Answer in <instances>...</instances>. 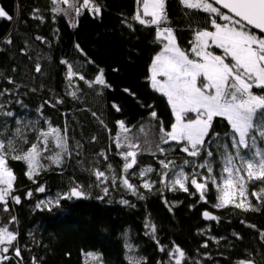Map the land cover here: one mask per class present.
Wrapping results in <instances>:
<instances>
[{
	"label": "trees",
	"instance_id": "obj_1",
	"mask_svg": "<svg viewBox=\"0 0 264 264\" xmlns=\"http://www.w3.org/2000/svg\"><path fill=\"white\" fill-rule=\"evenodd\" d=\"M76 1L82 5V0ZM92 2L100 13L83 9L77 17L74 11L71 23L63 11L54 10L59 7L53 0H0V7L13 17L0 18V139L6 144L12 139L26 151L51 127L67 137L59 166L50 157L62 150L49 137L40 160L43 168L35 177L38 183L26 177L25 162L8 161L17 177L13 195L20 196L21 203L9 199L8 211L0 204V226L17 234L6 254L11 259L4 264H175L172 253L177 246L185 252L181 264H264V202L252 195L264 188V181L247 182L251 203L259 211L213 207L219 202L225 158L237 153L228 121L213 120L198 157L183 152V144L162 143L160 124L170 130L175 117L166 97L151 87V64L163 48L156 40L157 26L133 19L137 0ZM165 10L167 22L159 27H171L186 52L197 31L214 30V14L189 8L182 0H165ZM101 73L104 84L96 83ZM117 137L124 147L116 146ZM129 142L139 144L140 150L136 165L125 172L121 153L130 150ZM161 160L172 163L165 169ZM205 161L211 172L198 166ZM149 167L152 170L145 172ZM97 170L105 172L106 182L96 180ZM181 170L188 177V192L179 186L173 190ZM206 177L207 202L190 183ZM124 178L135 191L124 186ZM145 182L150 190L143 187ZM77 184L88 198L36 206ZM41 185L44 193L36 191ZM29 190L31 199L26 197ZM204 211L219 220H206ZM14 248H19L20 257Z\"/></svg>",
	"mask_w": 264,
	"mask_h": 264
},
{
	"label": "snow or ice",
	"instance_id": "obj_2",
	"mask_svg": "<svg viewBox=\"0 0 264 264\" xmlns=\"http://www.w3.org/2000/svg\"><path fill=\"white\" fill-rule=\"evenodd\" d=\"M57 2H62L69 8H73L77 17L81 15L83 9H91L96 14L101 11L100 7L93 4L92 0H82L80 6L74 0H53V3ZM182 3L189 8L202 9L204 12L214 14L210 21L214 30L197 31L190 52L179 47L171 27H159L168 19L165 0H137L138 7L133 17L141 25H156V40L163 44V50L155 56L151 64L150 81L151 87L166 97L175 120L170 125V130H166L161 122L160 140L164 144L176 142L185 145L181 150L195 158L200 155L213 120L217 117L226 119L232 130V144L237 150L242 167L235 166L233 163L235 158L232 155L226 156L223 171L228 176L223 182V187L219 189L220 195L217 197L219 202L213 207L219 209L233 205L244 211H259L248 200L246 185L247 181H264V151L257 148L256 136L253 134L259 125V135L264 137V95H257L252 91L253 87L264 89V0H213V2L182 0ZM214 4L221 5L223 9H227V12H222ZM54 10L64 11L60 8ZM216 17L225 23H218ZM0 18L13 19L2 7H0ZM76 26V23L72 24V27ZM253 29L258 30L261 35L255 34ZM213 45L222 49L223 55H216L209 51ZM190 55L193 58H189ZM228 57L233 63L226 62ZM35 70L40 72L41 69L37 66ZM80 78L83 79L82 76ZM96 83H105L102 73L96 78ZM72 95L75 96V92ZM114 107L116 111L120 110L119 106L114 105ZM156 115L155 111L151 113L152 117H156ZM118 123L122 132L129 131L123 121ZM49 137H54L56 146L62 150L54 157H50L52 162L59 166L63 159L62 153L67 151V137L66 134L61 135L58 128L51 127L48 131H41L39 143H32L26 151H20L13 144L12 139H9L7 144L3 139H0V204L5 206L4 211H8L9 199L15 204L21 203L20 196L13 195L16 191L17 177L9 166V159L25 162L26 177L34 183H38L35 177L40 174L43 168L40 160L42 152L48 150ZM41 144H43V149L40 147ZM116 146L118 148L125 146L120 142L119 137L116 138ZM127 148L130 150L121 153L125 161L123 166L125 172L136 165L140 145L129 142ZM241 149H248L249 155L241 156ZM159 151L163 153L165 150L159 148ZM207 155L212 156V152L208 151ZM105 159H107L106 156ZM171 163V161L167 163L163 160L160 161L165 169H168ZM188 163L189 161H185V164ZM198 166L207 168L209 172L212 171L208 161ZM108 167L111 168V165ZM151 170L149 167L144 171ZM234 172L237 175H234ZM241 172L245 175H239ZM141 174L143 175V173ZM94 176L97 181L101 182H106L108 179L104 171L97 170L94 172ZM207 180V177L204 182H198L196 178L190 180L191 185L199 192L200 199L205 202H207ZM186 181H188V177L181 170L178 173V178L173 182V190L178 185L179 189L188 192ZM123 184L128 189L135 191L134 186L129 183L127 178L123 179ZM143 187L150 190L151 184L145 182ZM36 191L44 193L46 188L41 185ZM103 191L107 195L108 188L105 187ZM32 195L31 190L26 193V197L29 199L32 198ZM252 195L257 201L264 202V188L259 192H253ZM86 198H88V194L84 191L83 186L77 184L62 196L55 198L54 202L59 205L61 200L71 201ZM47 203L52 204L53 201L49 200ZM122 203L128 202L122 201ZM42 204H45V201L38 202L36 206L39 208ZM202 215L206 220H219V217L209 211H204ZM12 219L15 220V217ZM248 226L255 227V225ZM151 227L154 233L155 226ZM261 238L264 239V233H261ZM16 240V233L9 231L7 227L0 226V264L11 259L6 254ZM204 247H207V244ZM163 250L161 248V251ZM13 251L16 257H20L19 248H14ZM172 254L177 257L175 264H181L185 252L177 246ZM239 264H252V261L241 260Z\"/></svg>",
	"mask_w": 264,
	"mask_h": 264
},
{
	"label": "rangeland",
	"instance_id": "obj_3",
	"mask_svg": "<svg viewBox=\"0 0 264 264\" xmlns=\"http://www.w3.org/2000/svg\"><path fill=\"white\" fill-rule=\"evenodd\" d=\"M74 2H76V3H78L76 0H74ZM210 2V1H209ZM57 5H58V7L60 8V9H63L64 11V13L66 14V16L69 18V20L71 21V23L73 22V14H74V9L73 8H69L67 5H64L62 2H57ZM141 8H142V5H141ZM147 19H150V18H147ZM254 32V31H253ZM255 34H257V35H261V34H259V33H257V32H255ZM176 37V36H175ZM176 41H177V39H176ZM178 43V42H177ZM180 47V46H179ZM162 50H163V48H162ZM161 50V51H162ZM183 50V49H182ZM160 51V52H161ZM209 51H211V52H213L214 54H216V55H223V50L222 49H219V48H217V47H215L214 45L213 46H211L210 48H209ZM159 54V53H158ZM189 58H193L191 55H190V57ZM226 62L227 63H233V61L231 60V58L230 57H228V58H226ZM252 91H253V93L254 94H257V95H264V92L263 93H260V92H258L256 89H255V87H253V89H252ZM189 115H191V114H189ZM255 136H256V146H257V148H259V149H261L262 151H264V137H261L260 135H259V125H257V131L256 132H254L253 133ZM240 155L241 156H248L249 155V150H247V152H241L240 153ZM235 159H234V161H233V163L235 164V166L237 167V168H240V167H242V165H241V163H240V159H239V157L237 156V153L236 154H234V155H232ZM180 172V171H179ZM178 172V173H179ZM178 173L176 174V176L174 177V179H173V182H174V180L175 179H177L178 178ZM184 173V172H183ZM185 174V173H184ZM186 175V174H185ZM234 175H237L235 172H234ZM239 175H245L243 172H241V173H239ZM187 176V175H186ZM227 176H228V174L227 173H225V175H224V177H223V179H222V181H221V183L218 185V188L220 189V188H222L223 187V182H224V180L227 178ZM248 182V181H247ZM176 186H178V185H176ZM186 186H187V181H186ZM247 186V189H248V185H246ZM219 195H220V191H219ZM248 200H250L251 201V196H250V193H249V191H248ZM49 200H52L53 201V203H54V201H55V198H52V197H48V198H46V199H44L43 201H45V204L44 205H51V204H48L47 202L49 201ZM52 203V204H53ZM177 257L175 256V259H176Z\"/></svg>",
	"mask_w": 264,
	"mask_h": 264
},
{
	"label": "water",
	"instance_id": "obj_4",
	"mask_svg": "<svg viewBox=\"0 0 264 264\" xmlns=\"http://www.w3.org/2000/svg\"><path fill=\"white\" fill-rule=\"evenodd\" d=\"M209 1L213 2V0H209ZM216 6L219 7L220 9H222L223 11L227 12V9H223L221 5H216ZM253 31L259 33L258 30L253 29ZM259 34H260V33H259Z\"/></svg>",
	"mask_w": 264,
	"mask_h": 264
}]
</instances>
